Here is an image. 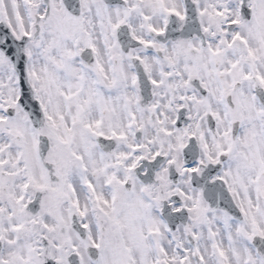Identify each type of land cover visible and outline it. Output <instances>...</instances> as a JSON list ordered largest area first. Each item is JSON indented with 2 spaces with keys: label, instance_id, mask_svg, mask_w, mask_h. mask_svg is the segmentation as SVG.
<instances>
[{
  "label": "snow or ice",
  "instance_id": "obj_1",
  "mask_svg": "<svg viewBox=\"0 0 264 264\" xmlns=\"http://www.w3.org/2000/svg\"><path fill=\"white\" fill-rule=\"evenodd\" d=\"M0 264H264V0H0Z\"/></svg>",
  "mask_w": 264,
  "mask_h": 264
}]
</instances>
